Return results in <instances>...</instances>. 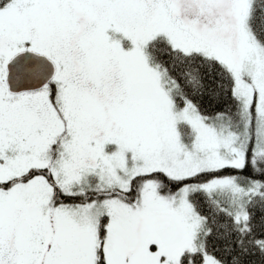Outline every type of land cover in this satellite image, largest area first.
<instances>
[{
    "label": "snow or ice",
    "instance_id": "obj_1",
    "mask_svg": "<svg viewBox=\"0 0 264 264\" xmlns=\"http://www.w3.org/2000/svg\"><path fill=\"white\" fill-rule=\"evenodd\" d=\"M0 264H264V0H0Z\"/></svg>",
    "mask_w": 264,
    "mask_h": 264
}]
</instances>
